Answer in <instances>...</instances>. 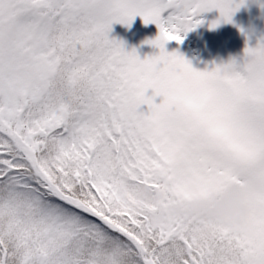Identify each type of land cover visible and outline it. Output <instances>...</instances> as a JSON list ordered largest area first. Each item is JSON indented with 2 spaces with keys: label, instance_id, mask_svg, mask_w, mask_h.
<instances>
[{
  "label": "snow or ice",
  "instance_id": "1",
  "mask_svg": "<svg viewBox=\"0 0 264 264\" xmlns=\"http://www.w3.org/2000/svg\"><path fill=\"white\" fill-rule=\"evenodd\" d=\"M245 4L0 0V264H264V33L203 69L166 48ZM137 16L143 58L111 35ZM210 191L246 219L189 214Z\"/></svg>",
  "mask_w": 264,
  "mask_h": 264
},
{
  "label": "rangeland",
  "instance_id": "2",
  "mask_svg": "<svg viewBox=\"0 0 264 264\" xmlns=\"http://www.w3.org/2000/svg\"><path fill=\"white\" fill-rule=\"evenodd\" d=\"M264 3V0H260ZM204 23L184 35V40L179 44L176 41H169L166 44L168 51L179 49L184 56L191 61L196 68L212 66V62L227 60L230 56H237L244 47L245 37L240 28L245 31L252 30L253 35L250 43H255V36L264 33V9L259 6L257 0H246L232 17L233 23H220L215 28H209V21L216 18L219 13L213 9L202 14ZM157 33L154 24L145 25L142 19L137 16L131 26H124L119 23L113 25L111 35L122 39L128 49L135 47L138 54L143 58L146 54L158 52L145 40L153 38ZM191 45L189 47L188 45ZM151 90L149 89V94ZM159 102V97L156 98ZM146 109V106L142 105Z\"/></svg>",
  "mask_w": 264,
  "mask_h": 264
},
{
  "label": "clouds",
  "instance_id": "3",
  "mask_svg": "<svg viewBox=\"0 0 264 264\" xmlns=\"http://www.w3.org/2000/svg\"><path fill=\"white\" fill-rule=\"evenodd\" d=\"M252 187L251 181L244 184L245 190ZM140 198L152 199L144 189L140 190ZM189 214L203 216L219 222H242L248 214L247 205L244 203L242 193L224 192L217 195L215 192H208L189 201L186 206Z\"/></svg>",
  "mask_w": 264,
  "mask_h": 264
},
{
  "label": "trees",
  "instance_id": "4",
  "mask_svg": "<svg viewBox=\"0 0 264 264\" xmlns=\"http://www.w3.org/2000/svg\"><path fill=\"white\" fill-rule=\"evenodd\" d=\"M205 194H207V193H205ZM205 194H204V195H205Z\"/></svg>",
  "mask_w": 264,
  "mask_h": 264
}]
</instances>
